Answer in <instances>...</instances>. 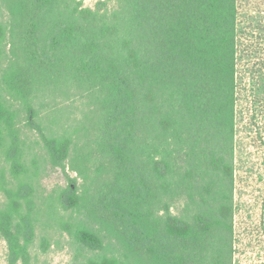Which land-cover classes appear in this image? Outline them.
Returning a JSON list of instances; mask_svg holds the SVG:
<instances>
[{
  "label": "trees",
  "instance_id": "16d2710c",
  "mask_svg": "<svg viewBox=\"0 0 264 264\" xmlns=\"http://www.w3.org/2000/svg\"><path fill=\"white\" fill-rule=\"evenodd\" d=\"M250 1L0 0L14 90L29 102L59 92L68 106H85L76 127L82 142L50 139L51 162L62 166L73 149L79 166L93 169L87 210L137 264H235L238 106L241 73L252 74L242 62L264 68V26L254 17L247 24ZM10 120L0 102V128ZM11 138L7 156L19 173ZM29 193L20 186L0 209L7 264H28L34 232L21 209ZM64 201L80 203L74 192ZM77 240L103 248L87 230ZM255 242L251 264H264V235Z\"/></svg>",
  "mask_w": 264,
  "mask_h": 264
},
{
  "label": "rangeland",
  "instance_id": "374dc122",
  "mask_svg": "<svg viewBox=\"0 0 264 264\" xmlns=\"http://www.w3.org/2000/svg\"><path fill=\"white\" fill-rule=\"evenodd\" d=\"M80 1L83 6L92 7L97 0ZM250 2L252 11L247 24L254 17V25L264 26V0ZM5 15L4 11L0 12L1 22L5 21ZM259 46H264V41H259ZM259 57L264 60L260 52ZM255 61L242 62V66L248 63L252 74L241 73L245 101L238 106L233 219L235 264H251L255 251L251 247L264 235V70L256 72L264 68L254 65ZM12 71L7 37L0 39V102L9 112L11 127L0 128V209L12 202L20 186H29V198L23 201L21 209V214L30 217L34 232L28 247V264H137L115 233L87 210L86 198L95 193L97 183L93 169H82L73 149L62 166H55L47 151V141L52 138L66 137L75 144L82 142L76 127L85 114V106H68V99L59 92L45 97L39 93V100L33 97L29 102L14 90ZM12 132L18 139L19 173L12 170V161L7 156ZM72 192L80 199L79 206L73 208L64 201L65 194ZM178 207L170 209L172 215H178L183 209ZM82 230L96 234L102 241V250L91 251L79 243L77 234ZM261 250L264 252V245ZM6 254V244L0 238V264H7Z\"/></svg>",
  "mask_w": 264,
  "mask_h": 264
}]
</instances>
